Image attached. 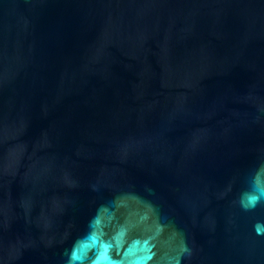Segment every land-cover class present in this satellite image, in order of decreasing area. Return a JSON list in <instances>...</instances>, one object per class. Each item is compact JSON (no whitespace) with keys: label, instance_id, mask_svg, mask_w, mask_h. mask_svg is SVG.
<instances>
[{"label":"water","instance_id":"obj_1","mask_svg":"<svg viewBox=\"0 0 264 264\" xmlns=\"http://www.w3.org/2000/svg\"><path fill=\"white\" fill-rule=\"evenodd\" d=\"M0 264H264V0H0Z\"/></svg>","mask_w":264,"mask_h":264}]
</instances>
